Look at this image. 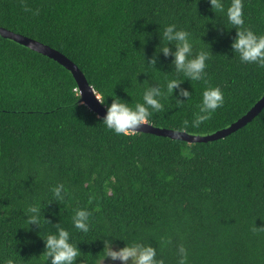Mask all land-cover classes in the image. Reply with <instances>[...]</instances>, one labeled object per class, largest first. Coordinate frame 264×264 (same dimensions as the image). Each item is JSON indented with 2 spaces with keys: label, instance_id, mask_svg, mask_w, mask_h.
<instances>
[{
  "label": "trees",
  "instance_id": "16d2710c",
  "mask_svg": "<svg viewBox=\"0 0 264 264\" xmlns=\"http://www.w3.org/2000/svg\"><path fill=\"white\" fill-rule=\"evenodd\" d=\"M242 12L233 26L208 0H0V27L69 58L106 111L115 97L134 107L146 87L159 88L162 107L147 123L206 135L264 93V65L231 47L236 27L264 34V0H242ZM168 24L189 33L190 56L208 52L200 80L176 69ZM170 79L181 81L172 94ZM209 87L223 103L194 125ZM103 118L68 69L0 35V264H51L44 237L57 228L79 249L73 264L134 243L151 245L161 264H264V105L205 141L116 133ZM78 209L89 213L87 232L72 223Z\"/></svg>",
  "mask_w": 264,
  "mask_h": 264
},
{
  "label": "clouds",
  "instance_id": "9594fccd",
  "mask_svg": "<svg viewBox=\"0 0 264 264\" xmlns=\"http://www.w3.org/2000/svg\"><path fill=\"white\" fill-rule=\"evenodd\" d=\"M212 9L220 10L226 14L227 20L233 26H241L244 23L242 12V0H231L225 8L224 0H208ZM163 36L168 41H176V50L172 53L174 64L179 72L191 80H200L204 75L205 62L208 58L207 51H199L194 56L189 54L192 51V41L189 39V33L183 29L177 28L175 24L165 26ZM232 49L239 54L243 62H256L264 65V34L258 35L249 28L236 27V36L231 42ZM165 55H168L169 49L164 46L159 49ZM154 63V62H153ZM180 80L170 79L167 82V91L172 94L174 88L178 86ZM180 94L188 97L187 90L181 89ZM163 93L159 88H145L142 96V103H136L130 106L120 98H113V102L108 106L107 113L103 118V123L116 133L127 135L130 130L138 129L141 123H147L152 110H159L162 107L161 97ZM95 96L103 103V97L100 92ZM223 103V93L219 87L206 88L202 93L200 104V113L193 121L198 125L201 121L208 119L212 111ZM61 184H57L52 189L53 195L58 199L60 196ZM30 211L36 212L35 207ZM28 222H38L37 216H30ZM72 223L75 228L87 232L89 228V213L85 209H78L72 217ZM45 254L51 257V264H73L78 256L79 249L70 241V234L65 228H57L54 233H49L44 237ZM100 262L107 256L121 261H127L132 258L133 264H161L156 259V251L151 245H140L138 243L125 244L118 250H112L107 247L102 249ZM183 251V249H181ZM8 264H13L9 261Z\"/></svg>",
  "mask_w": 264,
  "mask_h": 264
},
{
  "label": "water",
  "instance_id": "95a60500",
  "mask_svg": "<svg viewBox=\"0 0 264 264\" xmlns=\"http://www.w3.org/2000/svg\"><path fill=\"white\" fill-rule=\"evenodd\" d=\"M0 35L6 38L13 39L14 41L20 44H23L34 51L41 52L45 54L46 56L54 59L58 63H60L66 69H68L72 73L73 77L75 78L77 82V86H78L82 101L86 103L89 107H91L93 110H95L98 115L105 117L107 111L105 110L104 106H102L100 104V100L96 98L94 90L87 83L82 72L69 58H67L65 55H63L61 52L57 51L56 49H53L35 39H32L20 33H15L6 28L0 27ZM263 105H264V93L261 96V98L239 119L232 122L227 127L216 130L213 133H209L206 135L188 134L184 131L156 127V126L151 125L150 123H141L140 125H138V129L131 130V131H145V132L153 133L156 135H163V136H168L172 138H180V139H184L187 141L211 140V139L221 137L231 132L232 130L236 129L237 127L241 126L242 124H244L253 115H255Z\"/></svg>",
  "mask_w": 264,
  "mask_h": 264
},
{
  "label": "rangeland",
  "instance_id": "374dc122",
  "mask_svg": "<svg viewBox=\"0 0 264 264\" xmlns=\"http://www.w3.org/2000/svg\"><path fill=\"white\" fill-rule=\"evenodd\" d=\"M108 248L112 250H118V248L114 246H109ZM100 264H133V261L131 257L128 258L127 261H121L118 257L116 259H113L111 258V256H107L100 262Z\"/></svg>",
  "mask_w": 264,
  "mask_h": 264
}]
</instances>
